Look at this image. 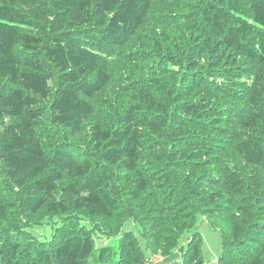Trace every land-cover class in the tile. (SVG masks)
I'll return each mask as SVG.
<instances>
[{"label":"trees","instance_id":"trees-1","mask_svg":"<svg viewBox=\"0 0 264 264\" xmlns=\"http://www.w3.org/2000/svg\"><path fill=\"white\" fill-rule=\"evenodd\" d=\"M20 1L37 5L47 21L42 32L24 29L35 23ZM167 6L181 14L183 39L172 31L138 36L152 0H0V264H88L95 250L89 224L68 218L46 239L5 230V220L44 208L110 219L122 194L139 205L123 214L121 227L128 219L139 226L145 214L158 229L150 231L161 234L170 231L167 220L231 213L227 227L208 221L222 235L217 263L264 264V0ZM133 42L130 57L152 71L146 80L126 78L112 123L93 124L91 134L116 182L86 150L77 154L61 141L64 130L72 137L86 130L93 96L111 81L105 52ZM66 176L71 199L58 196ZM191 228L199 240L185 261L204 264L198 224ZM151 235L150 243L159 238ZM133 236L122 242L123 264H146Z\"/></svg>","mask_w":264,"mask_h":264},{"label":"rangeland","instance_id":"rangeland-1","mask_svg":"<svg viewBox=\"0 0 264 264\" xmlns=\"http://www.w3.org/2000/svg\"><path fill=\"white\" fill-rule=\"evenodd\" d=\"M168 0H152V7L150 9L147 20L145 21L142 29L137 33L138 36L147 38L158 39L164 31H172L171 35L176 40L183 39V28L181 14L178 8L174 6H167ZM173 1V0H169ZM198 1V0H193ZM173 4V2H172ZM20 6L23 8V12L28 14V18L31 22L35 23L33 28H24L32 31L42 32V27H46L47 21L43 20L37 13V5L31 1L23 2L20 1ZM189 35V31H186ZM135 37L132 41H136ZM138 45V44H137ZM133 43L127 44L123 47L116 46L108 49L105 53L106 56L103 57V65L108 69L111 77L110 83L107 85L106 89L102 93H97L92 98V103L94 105L95 112L86 121V130L81 134H77L72 137L67 131H63L62 143L74 144L76 146L75 151L80 153V150H86L90 158L95 163V168L101 169V165H105L102 161L101 155L97 152L96 144H92L91 139L92 126L95 123H101L103 126H107L112 123L111 119L115 118L116 108L122 104V85L126 78L133 74H137L138 79H147L148 74L152 69H148V74H146V67L148 66V61H138L134 60L132 53L136 50V46ZM171 65V64H170ZM167 67L179 70L177 66ZM157 67V66H156ZM159 71V70H158ZM128 96H126L127 98ZM241 117V113L238 112L234 115L233 127L237 130L239 128V122L237 119ZM49 141H55L54 139H49ZM60 142V143H61ZM231 160L233 162L242 164L241 158L235 153L233 149L228 151ZM81 158L82 160L87 159L84 154ZM106 166V165H105ZM110 172L114 175V180L118 182L116 171L108 166H106ZM72 179L68 176L64 177L60 182L58 196L62 199H71V189H69V183H72ZM122 208L114 213V216L110 219L105 217H90L86 214L85 210L74 209L68 213H52L47 210L42 209L37 214L34 215H23L22 213L11 212L5 220L4 226L5 230L10 232L14 230H22L24 232H38L41 237L48 239L56 230V228L64 223L68 218H75L82 225L89 224L90 230L94 233L95 238V250L92 256L88 259V264H123L125 253L122 250V242L125 240L126 234L132 232L134 234L133 238L136 244L141 246L139 253L143 254L142 263L146 264H187L185 259L190 255L191 245L190 242L195 243L199 240L197 234V228H191L192 225L198 224L201 237V254L204 259V264H218V258L221 255L223 248V240L221 231L219 229L213 228V226L208 222L213 221L216 225L221 227H227L229 220L231 219V213L219 212L213 216L206 215L203 213H198L193 218H182L178 221L167 220L171 225L170 231H150L153 227L157 229L156 226L152 224L145 214L144 220L142 222L138 218L139 226H135V221L128 219L124 225L121 227L122 220L126 217L123 214L128 213V210L132 209V205L136 208L139 203H133V201L122 194ZM137 211V210H136ZM147 213L148 209H144L143 213ZM148 218L149 222L146 220ZM202 219V221H199ZM199 221V223H198ZM176 224V227H174ZM151 226V228H150ZM146 229V230H145ZM167 229V228H165ZM158 230V229H157ZM15 232V231H14ZM146 232V233H144ZM159 234V238L155 237L153 242L150 243L152 238V233ZM164 235V236H163ZM139 246V248H140ZM188 252V253H187ZM187 253V254H186Z\"/></svg>","mask_w":264,"mask_h":264}]
</instances>
